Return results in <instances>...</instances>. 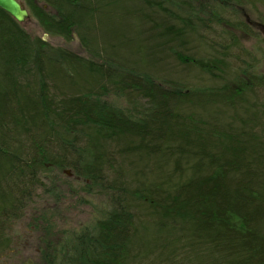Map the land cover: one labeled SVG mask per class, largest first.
<instances>
[{"label": "trees", "instance_id": "1", "mask_svg": "<svg viewBox=\"0 0 264 264\" xmlns=\"http://www.w3.org/2000/svg\"><path fill=\"white\" fill-rule=\"evenodd\" d=\"M22 1L83 54L0 8V234L68 170L46 264H264V0Z\"/></svg>", "mask_w": 264, "mask_h": 264}, {"label": "rangeland", "instance_id": "2", "mask_svg": "<svg viewBox=\"0 0 264 264\" xmlns=\"http://www.w3.org/2000/svg\"><path fill=\"white\" fill-rule=\"evenodd\" d=\"M23 3L22 0H18ZM24 4V3H23ZM32 37L44 39L55 47H68L80 54L77 41L65 43L59 38H44L45 34L38 24L30 19L22 24ZM264 34V29H262ZM262 38L263 35H260ZM247 47H252L254 42L243 37ZM55 185L62 192L64 200L39 190L37 196L18 220L10 223L7 229L0 234V264H46L45 255L48 245L58 244L63 235L75 229L91 225L99 217L100 208L108 206L109 202L102 196L87 195L80 192L82 185L77 183L68 170L55 173ZM47 188L49 186H46ZM55 193H58L57 190ZM89 202V203H88ZM51 260H54L50 255Z\"/></svg>", "mask_w": 264, "mask_h": 264}, {"label": "water", "instance_id": "3", "mask_svg": "<svg viewBox=\"0 0 264 264\" xmlns=\"http://www.w3.org/2000/svg\"><path fill=\"white\" fill-rule=\"evenodd\" d=\"M0 8L20 24L27 23L30 20L28 10L18 0H0ZM47 37V35L44 36L45 39Z\"/></svg>", "mask_w": 264, "mask_h": 264}]
</instances>
